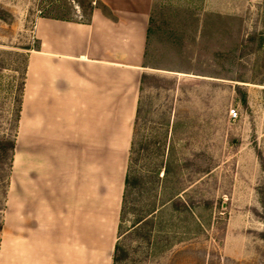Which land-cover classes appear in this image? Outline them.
<instances>
[{"label":"rangeland","instance_id":"374dc122","mask_svg":"<svg viewBox=\"0 0 264 264\" xmlns=\"http://www.w3.org/2000/svg\"><path fill=\"white\" fill-rule=\"evenodd\" d=\"M93 1L0 0V138L14 140L11 159L0 151L2 264L33 23L87 19ZM146 63L160 80L140 92L133 168L144 184L119 211L112 264H264V0H155ZM123 165L111 164V182Z\"/></svg>","mask_w":264,"mask_h":264},{"label":"crops","instance_id":"0c3cea01","mask_svg":"<svg viewBox=\"0 0 264 264\" xmlns=\"http://www.w3.org/2000/svg\"><path fill=\"white\" fill-rule=\"evenodd\" d=\"M154 2L94 0L84 20L35 19L21 154L6 193L5 264H112L140 78L151 69Z\"/></svg>","mask_w":264,"mask_h":264},{"label":"trees","instance_id":"16d2710c","mask_svg":"<svg viewBox=\"0 0 264 264\" xmlns=\"http://www.w3.org/2000/svg\"><path fill=\"white\" fill-rule=\"evenodd\" d=\"M92 8V7H90ZM158 79L160 80V78L157 75L154 74H146L143 73L141 74V78H140V92L148 87V86H157V82ZM23 89V83H21V87L20 90L22 92ZM237 90L240 91L237 87ZM21 94V93H20ZM244 93L242 94V99L241 102L243 104L246 103L245 101V97H244ZM19 102V106H20V102L21 99L18 100ZM140 113V98H139V105L137 107V111L135 114V119H134V126H133V134H132V139H131V143H130V148H129V153H128V159H127V167H126V171H125V176H124V184H123V191H122V197H121V206H120V217L119 219L121 220V217L124 215L127 205L129 203V198L130 196L134 193L135 190H139L142 185L144 184V180L142 179L141 176L137 175L135 173V170L133 168L134 165V138L136 135V125H137V120H138V116ZM13 149H14V140L13 139H9L6 137H1L0 138V151H1V155L3 157H6L7 155L10 156V159L12 158V153H13ZM262 164V168H264V162L261 163ZM259 199H260V204H261V212H258V216L259 218L264 221V185L260 186L259 188ZM175 205H177V202L174 203ZM145 218V219H144ZM139 217L137 219V222H144L146 221L148 218L145 217ZM120 223L118 225V230H117V236H121L122 234L119 233L120 230ZM0 229H1V224H0ZM124 235V234H123ZM122 235V236H123ZM259 237L264 240V231L260 232ZM120 250L119 244L116 242L113 248V252H112V261H115L116 259H118V252Z\"/></svg>","mask_w":264,"mask_h":264},{"label":"built area","instance_id":"2783aa9c","mask_svg":"<svg viewBox=\"0 0 264 264\" xmlns=\"http://www.w3.org/2000/svg\"><path fill=\"white\" fill-rule=\"evenodd\" d=\"M228 115H229V118L234 120L238 116V111L236 110V108H230L228 111Z\"/></svg>","mask_w":264,"mask_h":264},{"label":"bare ground","instance_id":"6f19581e","mask_svg":"<svg viewBox=\"0 0 264 264\" xmlns=\"http://www.w3.org/2000/svg\"><path fill=\"white\" fill-rule=\"evenodd\" d=\"M2 263V262H1Z\"/></svg>","mask_w":264,"mask_h":264}]
</instances>
